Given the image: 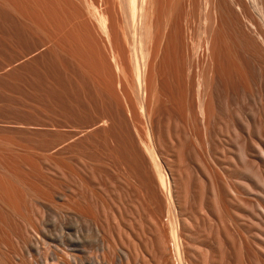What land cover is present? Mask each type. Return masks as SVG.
<instances>
[{"label": "rangeland", "instance_id": "1", "mask_svg": "<svg viewBox=\"0 0 264 264\" xmlns=\"http://www.w3.org/2000/svg\"><path fill=\"white\" fill-rule=\"evenodd\" d=\"M56 1L0 0V264H264V147L258 150L264 87L258 91L247 80L254 94L229 103L221 92L207 138L180 106L181 84L174 77L176 68L185 67V54L176 52L185 53L187 46L168 50V66L158 67L166 87L161 97L167 98L153 110L156 142L172 179L168 195L133 150L132 123L142 119L144 124H135L141 136L146 123L140 113L131 121L126 111L125 96L131 103L135 96L111 57L105 58L106 39L76 0H68V8L66 0H59L62 7ZM198 4L187 17L182 8L176 20L182 29L189 18V49L198 40ZM228 43V53L239 58L231 53L230 61L239 69L241 55ZM169 67H176L173 73ZM239 106L242 121L233 113Z\"/></svg>", "mask_w": 264, "mask_h": 264}, {"label": "bare ground", "instance_id": "2", "mask_svg": "<svg viewBox=\"0 0 264 264\" xmlns=\"http://www.w3.org/2000/svg\"><path fill=\"white\" fill-rule=\"evenodd\" d=\"M26 1H28V0H26ZM36 1H38V0H36ZM58 1H56V2L59 3V5L57 3L56 4L59 7H62V6H60L62 3L60 1L59 2ZM76 1L81 6L83 13H84V16L86 17L85 19H88V21L91 23L94 31L95 32L98 31V33H101L104 36V38L106 39L109 47L106 48L104 51H106L107 49L110 48V53H108L110 55L105 56V58L108 59L107 58L108 56L111 57V59L113 60V63H114V67L118 68L119 73H120L117 76L121 75V77L125 81L128 82V84L130 86L128 88H131L130 89V90H132L131 93L133 92L132 94L135 96V103L137 106V107L135 106V108H132V106H131L132 104H135L134 101H132L133 103H131V101H129L130 102L129 103L126 96H125V99H126L125 102L127 103V106H128V109L126 111H129L128 114H130V117L132 118L131 121H133V120L135 121V118H136L135 115L136 114L139 115V113H140L141 117L144 119V121L146 123V130H145L146 136H144V134H142V136H144L145 139L141 136V132H140L141 130L138 129L139 130L138 131L136 129V127H138V126H135L136 123L139 124V122H142V119H140V117H139V119L137 120L138 122L132 123L134 130H135V133H136V136H137L136 137L137 141H134L133 137L131 136V139L133 141V150L136 153L135 155H137V154L139 155L142 163L147 168L151 166L150 168H152L154 170L156 183L158 184L159 188L161 190H164V189L167 190L168 195H170L172 192V189H171L172 179H171V176H169L165 172L166 162L164 161V159H162V152L159 148V143L156 142L157 141L156 139L158 138V137H156L155 124H154V117H156V115L153 116L154 115L153 110H154L156 103L162 97L165 99L167 98L166 96L161 97V95H164V94H162L164 92V91H162V89H166V87L164 86V84H165V82H164L163 83L164 87L162 88L163 76H161V72L159 71V68H158L159 63L164 62V66L165 65L168 66V64H165L167 54L168 53L171 54V52H173L174 50L178 51V49H180V48L184 49L185 46H187L186 50L182 49L183 51H185V53L184 52L181 53L182 51L181 52L179 51L181 54H178V52H176L178 57H180L181 55L184 56V54H185L184 61H183V65H185V67L184 66L181 67V65H180V63L182 61L180 63L178 61H176L177 63H179L180 67L181 68L184 67V69L180 68L182 71H178L179 69L176 67H178L179 65H177L176 67H173V68L171 67V68L173 70H175V68H176L177 69L176 71L179 72L178 77H174V78H179L176 81H180V84H181V85H179V86H181L180 87L181 88L180 89L181 94L179 96H181V99H182L181 101L184 103L181 104L180 106L181 107H182V105L185 106V112H186L188 119H190L193 123H195L196 126L197 125L200 126L199 128H201L203 130L205 136L207 137V135H210V132H211L210 131L211 122L217 116V114H218L217 110L220 108L219 102H220V100H222L221 96L223 95L221 92H224L223 97H225L227 103H229L230 101L237 100L238 97L245 99V96H247L248 94H250V95L254 94V93H250L251 91H253V90H250L251 88L249 87L250 84H251V86H253L252 83H254V86L258 87L256 89L258 91H259L260 87H264V0H200L201 4L200 5L198 4V6L202 7V12L200 11L199 25H197L198 27H197V29H195V31L198 30L196 32H198L199 35H198L197 42H195L196 44H192V41L190 40L191 45H192L191 49L188 48L189 47L188 44H190V43H188L189 42L188 41V36H189L188 34H190V33H189V27H188L187 20L189 18H187V19L185 18V25H184V28H182V29H180L176 20L177 19L181 20V18L179 17L180 15L178 16V13L182 8L184 9V12H182V13H185L186 17L188 15H191L193 13L195 7L197 6V3H199V0H76ZM67 2H68V0H66V2H63V4L65 6H67ZM13 3H15V2H13ZM24 3L25 2H23V4ZM37 3L38 2H36L35 4H37ZM15 5H17V4H15ZM68 5H70V4H68ZM33 6H35V5L33 4L32 7ZM54 7H56V6H54ZM54 7H53V9H54ZM68 7L69 6H67V8ZM73 7H75V6L73 5ZM38 8H39V6H38ZM49 8H50V6H49ZM71 8H69L70 11H71ZM197 8H199V7H197ZM19 9H21V5H20ZM34 9H35V7L33 8V11H34ZM39 9H41V8H39ZM53 9H51V11ZM55 9H54V13L56 12ZM60 9L63 11L62 8H60ZM61 10H60V12H61ZM72 10H74V9H72ZM195 10L197 11V9H195ZM74 11L73 12L76 15V10H74ZM36 12L39 13L38 10ZM41 12H43V10ZM66 12H64V13H66ZM59 13L57 12V14H59ZM69 14H71V12ZM75 15L71 14V16H73V17ZM21 16H23V15H21ZM34 16H35V14H34ZM73 17H72V21L75 18V17L74 18ZM182 17H183V15H182ZM78 18L79 17H77V19ZM85 19L82 18L81 20L83 21ZM57 20H59V19H57ZM61 20H63V19L61 18ZM74 20H75V21H73L74 25H76L75 24V22L77 21L76 18ZM34 22H35V20H34ZM67 22H69V21H67ZM78 22H79V20H78ZM188 22H191V21H188ZM38 23H40V22H38ZM65 24H66V21H65ZM69 24H70V22H69ZM190 24H192V23H190ZM45 25H46V23H45ZM74 25H73V29H74ZM37 26H38V24H37ZM51 26H52V24H51ZM180 26H182V25L180 24ZM191 26L192 25H190V27ZM47 28L49 29V27H47ZM58 28H61V26L57 27V29ZM68 28H70V26H68ZM30 29H32V28H30ZM49 30L52 31L51 29H49ZM66 30H64V31L62 30L63 31L62 33L65 34L64 32ZM69 31H70V29H69ZM69 31H67V32H69ZM58 34L56 33V35H58ZM70 34L66 37L69 38ZM89 34L91 37V33H89ZM101 34H98V35L101 36ZM65 35H67V34H65ZM79 35H80V33H79ZM59 36H60V34H59ZM73 36H75V35H73ZM63 37H64V35L62 36V38ZM85 37H83L82 39H85ZM93 37L94 36L92 35V37H91L92 40H93ZM47 38H49V37H47ZM65 39H67V38L62 39V42ZM76 39H77V37H76ZM88 39H89V37H88ZM96 39H98V38L96 37ZM190 39H191V35H190ZM51 40H53V39H51ZM186 40H187L188 44L185 43ZM70 41H73V40H70ZM80 41L82 42L81 39H80ZM195 41H196V39H195ZM75 42L77 43V41H75ZM75 42H73V43H75ZM101 42H102V40H101ZM228 42H232L237 47V49L241 55L242 59H241V61L239 60L241 62V63L239 62L241 67L239 66L240 67L239 69H237L236 65L232 64L234 61H232V63L230 61V59H232V57L230 56L231 58H229V54L234 52L236 55V52L232 51V50H231L232 51L231 52L230 51L231 48H230L229 52H231V53H228L227 46H226V44L229 45ZM87 43L88 42H86V45L88 46ZM79 44H81V43H79ZM95 44L97 45L96 42H95ZM102 44H103L102 46L105 45L104 42ZM64 45H68V43H66ZM82 45H84V43H82ZM91 45H93V44H91ZM53 46H54V44L52 45V47ZM55 46H58V45H55ZM87 46H84V47H87ZM232 47H233V45H232ZM94 48H95V46H94ZM68 49H70V48L68 47ZM77 49H79V48H77ZM169 49L172 51L169 52L168 51ZM233 49H234V47H233ZM83 50H85V48ZM83 50H82V52H84ZM98 50H99V48H98ZM78 51L80 52V50H78ZM63 52H64V50H63ZM79 52L75 51V52H73V54L74 53L78 54ZM94 52L96 53L97 51L94 50ZM101 53H104V52H101ZM80 54H82V53H80ZM85 55H86V53L84 54V56ZM232 55H233V53H232ZM89 57H91V56H89ZM169 57H172V59H174L173 58L174 56H172V55H169ZM85 58H86V56L84 57V59L80 58V59H82L83 63L85 62V61H83V60H85ZM92 58L94 59L95 56ZM234 58H237V60L239 59L238 57H235V56H234ZM90 59L91 58H89V60ZM172 59H170V60H172ZM175 59H177V58H175ZM181 59H183V58H180L178 60L180 61ZM99 60H101V57ZM161 60H164V61H161ZM167 60H169V58ZM94 62H95V60H94ZM170 62L171 61H169V63ZM90 63L92 64L93 62L90 61ZM105 63L109 64V61L105 62ZM194 63H195L196 69L193 68ZM111 64H112V62H111ZM110 67H113V65ZM82 68H83V66H82ZM171 68L169 67V71H171ZM95 69H96V67H95ZM95 69H93V71ZM111 69H113V68H111ZM167 69H168V67H167ZM194 69H195V71H192ZM118 70L116 69V71H118ZM164 71H165L164 73H167L166 70H164ZM169 71H168V73H169ZM237 71L239 74L237 73ZM112 73H114V72H112ZM175 74H177V73H175ZM88 75H89V73H88ZM97 76H99V75H97ZM164 77H166V76H164ZM171 78H172V74H171ZM91 79H93V78H91ZM165 79H169V78H165ZM242 79L245 82H243ZM171 80L173 81V78ZM247 80L250 82V84H247ZM165 81H167V80H165ZM120 82H121V80H120ZM257 82L259 83V86H258ZM121 83L124 84L125 82L123 81ZM173 83L176 84L175 82H173ZM111 84H114V83H111ZM178 84H179V82H177V85ZM95 85H98V83H96ZM165 85H167V87L169 86V84H165ZM171 85L172 84L170 83V86ZM99 87L100 86H98V88ZM122 87H126V86H122ZM98 88H97V90H98ZM113 88H114V85H113ZM119 88H121V87H119ZM128 88H126V89H128ZM171 88H173V87H171ZM248 88H250V89H248ZM106 89H108V88H104V90H106ZM121 89H120V91L124 90V88L122 90ZM177 89L179 90V88H177ZM167 90L171 91L174 89H167ZM175 91H177V90H175ZM100 92L101 91H99V93ZM112 92H113V90H112ZM253 92H255V91H253ZM178 94L179 93H177V95ZM258 94H259V92L256 91L254 97H259ZM112 95H113V93H112ZM166 95L168 96V94H166ZM169 95L171 96V94H169ZM172 95H173L172 97H174V94H172ZM103 96H105V95H103ZM115 96H112V97H115ZM254 97H252V98H254ZM176 99H177V96H176ZM254 99H257V98H254ZM259 100H261V98H259ZM176 101H178V100H175V103H177ZM118 102H119V100L116 101L117 104H118ZM123 102L121 104H123ZM169 102H170V100H169ZM169 102H168V104L170 105ZM159 103L160 102H158V104ZM172 103L174 104V102H172ZM177 104H179V103H177ZM120 106H124V105H120ZM136 108H137V110H136ZM120 109H123V108H120ZM134 109L136 111H139V112H135ZM241 110H242L241 106H239L233 112L234 117L236 119H238L239 121H242ZM251 110H252V108H251ZM119 111H121V110H119ZM155 114H156V112H155ZM127 119H129V117H127ZM156 119H158V117L155 118V120ZM232 119H233V116H232ZM129 124H130V122H129ZM142 124H144V123L142 122ZM142 126H140V127L143 130L144 126L143 127ZM129 129L132 130L133 128L132 129L129 128ZM257 130H259V128ZM132 132H134V131H132ZM261 144H263V145L258 147L259 152H260V148L262 150V147H264V141H262ZM242 152H243V154H246L244 149L242 150ZM262 153L264 154V152H262ZM263 154H262V156H263ZM130 156H132V155H130ZM147 168H145V169H147ZM51 253L53 254L52 258H55L54 253L53 252H51ZM73 262L75 263V260Z\"/></svg>", "mask_w": 264, "mask_h": 264}]
</instances>
